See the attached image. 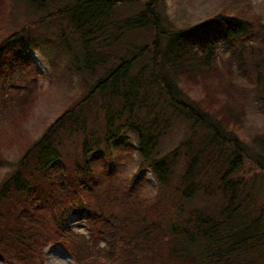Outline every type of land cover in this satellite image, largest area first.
I'll list each match as a JSON object with an SVG mask.
<instances>
[{"label":"trees","instance_id":"trees-1","mask_svg":"<svg viewBox=\"0 0 264 264\" xmlns=\"http://www.w3.org/2000/svg\"><path fill=\"white\" fill-rule=\"evenodd\" d=\"M162 3L0 0V121L41 87L28 70L14 73L13 56L29 63L28 53L40 49L55 72L50 84L67 77L82 86L78 101L26 147L18 167L0 174V257L9 264H45L52 241L82 264H264L262 188L235 177L244 157L219 132L251 108L264 113V21L225 8L179 27L165 22ZM186 81L219 105L181 101ZM230 83L233 93L221 91ZM169 103L192 124L177 147L164 150ZM66 132L82 136L84 159L72 171ZM124 133L136 136L140 167L153 172L158 194L143 198L129 183L100 195L88 157H100ZM251 141L264 157V130ZM5 161L0 155V170ZM74 214L85 229L73 226Z\"/></svg>","mask_w":264,"mask_h":264},{"label":"rangeland","instance_id":"rangeland-1","mask_svg":"<svg viewBox=\"0 0 264 264\" xmlns=\"http://www.w3.org/2000/svg\"><path fill=\"white\" fill-rule=\"evenodd\" d=\"M183 7L185 16L181 20V18H178L183 15L180 11ZM225 8L230 13H245L254 18L259 17L264 21V0H163L162 3L165 22L171 23L175 21V24L179 27L187 25L183 24V21L190 22L191 25L201 21L204 17L210 16L216 10L220 11ZM39 32L37 31V33ZM217 51L221 58L225 59L228 51L227 43L225 41L219 42L217 44ZM28 57L30 59L29 63H22L18 62L16 57L13 56L11 69L17 74L28 70V80L34 83L36 80L39 81L41 83L39 86L41 87L37 90L35 98L27 106L16 111L18 114L8 115L6 119L0 121V155L6 158V164L2 165L3 168L0 170V174L4 175V177L8 176V174L18 167V160L26 150V147L36 139H39L60 114L78 101L82 92V86L76 78L70 81L67 77H61L59 81H56L57 79L54 77V82H56L50 84L47 78L55 72L51 68L48 58L40 49L35 48V50H31L28 53ZM182 84L184 85L186 94L183 91H179L178 95L181 101L191 104L193 103V98L197 99L201 97L199 98L201 102L211 110L213 107L219 105L207 100L209 95L205 97L204 89L201 85L197 84L194 86L188 81ZM230 86L231 83L229 86L225 85L221 88V91L229 94L230 90L233 93ZM13 89L15 90L16 88ZM168 108L169 113L173 116H171L172 125L167 135L163 138L161 147L164 150H173L183 139V136H187V129L192 124L190 120L192 118L180 111V109L171 106L170 103L168 104ZM20 110L21 112L23 111V114ZM261 112L262 109L259 107L242 112L240 122L235 120V124L230 123L229 127L231 130L220 129L219 132H222L225 141H229L230 144H233L237 148L235 153L240 152L244 157L243 164L236 171L235 177L240 179L243 185H260L262 195L264 196V157L252 145L251 141L252 137L264 130V113L261 114ZM194 113L196 114V110H194ZM94 114H97V110ZM91 121L94 122L97 128L99 127V122L95 120ZM198 124H196V127H199ZM201 130L204 129L202 128ZM65 136L68 138V141L65 142L66 147L63 152L66 153L64 155L69 159L67 164L69 170L72 171L74 168L73 163L78 159L79 163H81L84 159H80L81 151H79V146L82 144V136L79 138L76 132H66ZM137 144L138 140L136 136L124 133L123 137L111 142L108 149H103L100 157L95 152L88 157L89 163L96 171L92 176L98 175L95 182L99 184L98 190L100 195L104 197L105 195H111L118 188L129 183L131 184L130 188L132 191L138 193L143 198L159 193V187L155 181L153 172L149 168L141 169L140 167L138 161L139 155L135 150ZM184 150V147L179 149L178 162H176L174 168L176 179L183 171L181 167L185 161ZM175 182L178 183L179 181L175 180ZM45 215L48 217L49 214L45 213ZM72 217L70 220L73 226L79 225L82 229H85L82 219H79L77 214H74ZM74 218L75 221H73ZM43 257L45 264L81 263V260L74 259L69 250L64 248L60 243H55V241L50 242L44 248ZM0 264L9 263L5 257L1 256Z\"/></svg>","mask_w":264,"mask_h":264}]
</instances>
